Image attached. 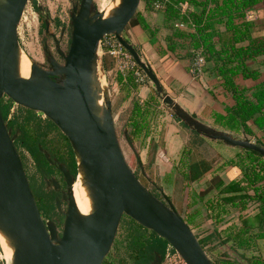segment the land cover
<instances>
[{
    "label": "water",
    "instance_id": "1",
    "mask_svg": "<svg viewBox=\"0 0 264 264\" xmlns=\"http://www.w3.org/2000/svg\"><path fill=\"white\" fill-rule=\"evenodd\" d=\"M29 1L0 0V229L14 245L13 263L103 264L127 215L165 239L186 264H214L173 202L152 193L134 172L120 142L111 99L106 100L100 114L94 80L103 38L116 37L162 95L163 102L192 129L208 138L255 150L263 157L264 146L198 121L175 103L170 94L164 93L153 67L124 37L142 0H121L108 17L102 11L93 12V0H81L71 14L68 51L59 50L64 63L53 58L50 69H46L33 62V78L21 77L19 25ZM101 65L105 71L103 59ZM5 98L52 120L68 137L79 172L84 173L93 201V210L88 215L77 206L74 176L64 164L59 165L68 185L63 196L68 200L65 212L62 200H56L65 217L61 235L56 223L45 221L39 208L15 136L2 113L1 102ZM127 140L144 173L140 155L128 133ZM46 156L51 161L48 153ZM160 156L168 160L163 151ZM161 262L156 255L153 264Z\"/></svg>",
    "mask_w": 264,
    "mask_h": 264
},
{
    "label": "trees",
    "instance_id": "2",
    "mask_svg": "<svg viewBox=\"0 0 264 264\" xmlns=\"http://www.w3.org/2000/svg\"><path fill=\"white\" fill-rule=\"evenodd\" d=\"M33 2L37 12L41 15V9L36 0H33ZM142 3L143 9L136 13L127 28L133 25H141L153 38L164 27L169 31L166 36L169 50L175 51L180 47L188 48L187 56L191 60V69L193 60L201 52L206 61L205 71L207 70V63H214L211 72H214L222 80L225 89L235 100L233 106L225 107L223 113L216 115V122L223 129L238 137H257L260 141L258 135L262 133L264 138V84L252 88L242 87L236 82V77L241 73L246 78H257L259 75L257 71H252L248 67V63L249 60H254L255 57L264 54V40H258L259 35L256 37L255 32L253 33L254 27L251 21L248 20V12L256 5L264 3V0H142ZM151 13L160 16L161 21L159 24L149 21L148 15ZM180 23L185 24V26L180 27ZM46 24L47 22L44 24L45 28H47ZM111 38L117 40L115 36L108 35L103 38L102 43L103 64L108 72L114 70L113 67L116 64V58L110 54L111 48L107 44V40ZM123 49L128 52L124 47ZM140 70L143 72L141 68ZM112 73L110 87L113 88L115 84L120 86L123 100L131 99V106L127 110L129 115L126 120V127L132 143L135 145L137 141H141L150 148L149 146L155 141V138L150 134L152 133V119L158 111L157 106H159L160 101L157 99L156 94H153L146 103L140 102L137 93L143 84L137 82L133 70H115ZM147 80L149 79L147 78ZM13 106L11 100L1 102L4 119L11 129L12 135L15 136L16 147L19 149L20 146L24 145L28 149L35 158L37 169L40 168L37 171L42 175L43 172L47 171L44 167L51 166L46 153H48L50 159L58 158L63 161L57 154H50L45 148L47 146L45 141L48 143L56 140V136L50 137L48 132H42L41 122L38 120L36 121V128L38 127V129L34 132L36 135L32 133L33 128L30 127V121L33 118L27 114L26 109L28 108L21 106L24 109V112H22L23 118L21 119V112L17 117H12L10 111L14 108ZM19 110L22 111L20 108ZM46 120L50 119L46 118ZM50 121L55 124L52 120ZM55 126L65 136L70 145L71 142L68 137L56 124ZM195 132L202 139L200 141L196 140L194 143L201 142L205 136L197 131ZM27 139L31 141H27ZM241 149L245 152V155L241 156V161H238V163H240L243 170V176L240 180L233 182L232 185L241 188L244 192L242 198L239 200L233 199L232 202L221 198H218L219 200L216 198L206 200V194L212 190L214 184L218 181L216 176L199 194L196 193L199 202L205 206L204 212L207 214L203 215L200 209H196L187 213V217H183L194 230L210 257L209 251L214 246L213 242L221 240L223 245L231 243L234 250L242 251L249 264H264V157L255 150L242 147ZM38 152L42 156L44 164L38 161ZM35 153L37 155H34ZM70 162L72 165L69 166L68 164L69 169L76 177L79 169L75 152ZM212 163L213 160L200 158L185 162L179 169L185 181L192 185L212 167ZM43 169L45 171H42ZM30 176L33 179L35 178L32 173H30ZM41 182L43 184L42 191L39 190L37 193L34 191L36 197L39 195L37 200L40 208L45 209L43 212L46 215H50L54 210L61 215L56 205L55 196L51 192L44 191L45 181L43 177ZM193 202L189 206L193 205ZM254 209L260 211L258 230H254L246 224L248 212ZM233 211L235 214H233ZM179 213L181 212L179 211ZM234 215L244 222L243 226L236 229L231 228L232 230L227 228L222 237H220L217 227L211 228L204 225L205 219H211L216 226L221 220L225 222ZM123 221H129L132 224L130 239L126 245H123L124 250H120L123 248L121 246H113L115 251H113V248L111 249L103 264H153L156 255H159L163 262L167 255L168 242L132 218L124 217ZM195 229L198 231L196 232ZM258 241H262L261 248L258 247ZM256 250L260 253H256ZM173 251L176 252L174 249ZM211 259L214 264H240L235 258H231L226 251L218 260ZM175 264H186V262L178 255Z\"/></svg>",
    "mask_w": 264,
    "mask_h": 264
},
{
    "label": "rangeland",
    "instance_id": "3",
    "mask_svg": "<svg viewBox=\"0 0 264 264\" xmlns=\"http://www.w3.org/2000/svg\"><path fill=\"white\" fill-rule=\"evenodd\" d=\"M36 2L41 9V15L37 12L33 0H30L26 7L25 16L23 17L19 25L21 51H23L25 55H28V57L32 59L33 62L38 63L43 68L50 69V60L53 58L61 64L64 63V59L60 55L59 50H62L64 52L68 51L72 30L71 14L73 12L74 6L79 5L81 0H36ZM120 2L121 0H93V12L102 11L103 8H106L111 10L110 15H112L115 9L119 6ZM142 4L139 10L143 9ZM44 22H49L50 27L48 29L45 28ZM98 53L99 55H97V63L99 62V64L97 68L98 70L96 71L97 73H95L96 76L94 80L95 93L98 97V100L102 98L101 100L103 102V107L104 105H106V100L108 99H111L113 103V113L115 117L117 132L126 158L128 159V162L130 163L134 172L146 188H148L151 192L156 194L161 199L166 200V197L170 199L175 205V207L179 208L181 212L180 214H184V216L187 217V213L186 211H184V208H189V204L192 201L196 200L197 194H194V191H192V186L190 185V183L188 184V182L185 181L184 176L179 169L180 167L175 164L171 166L172 164H168V162H165L166 160L164 159V157L160 156V153L163 149L162 146H160V144L162 143V136L158 138L159 142L153 141V143L149 146L150 148H148L147 144H144V142L137 141L135 143L134 147L140 155L142 166L144 168L143 173L137 155L135 154L133 148L127 140L128 129L126 127V120L129 113H127L128 109L126 108L128 107V102H126L120 96L115 94L113 92V89L110 87V77H108L107 73L102 70L101 60L103 59V50L101 46L99 47ZM99 82L101 83L99 84ZM146 82L149 83V80H146ZM154 94H156L157 99L160 101V103L163 104V113H165V115L171 113V115L173 116L171 124L174 123L176 127L171 128L175 129V131H178L179 129V131H181L184 135L185 154L184 152L183 154L185 160H183V162L185 163L189 162L190 160H196L200 158H207L209 160L216 159L217 155L213 149L212 143L207 142L209 141H206L207 138H203L201 142L194 143L196 140L200 141L202 138L199 137L196 134L195 130L192 129L189 125L185 124L184 122H179V119H177L176 113L173 109L170 108V110L165 107V105L167 106V104L163 102L161 94L157 93L156 90H154ZM4 101L9 102L10 99L5 98ZM13 105L14 108H12V110L10 111L12 117H17L18 115H20L19 113L21 112L20 118L22 119V112H24V109L19 105H15V103H13ZM102 105L100 107L101 110ZM19 108L22 109V111L19 110ZM26 110L27 114L33 118L32 121H30V127L33 128L31 132L34 133L35 130L38 129V127L36 128V121L38 120L39 122H41L40 126L42 132H48V135L50 137L56 136V140L49 141L48 143L45 141V144L47 145L45 147L46 150L50 154H57L60 158H62L63 161L65 160V163L71 166L72 164L70 161L74 155V149L71 143L70 147L65 136H63L57 130L58 128L55 126V124H52L50 120H46L47 117L43 113L31 111L28 109ZM160 111L162 112V109L159 110V114ZM167 124L170 123L168 122ZM168 127L170 129V125L167 127L165 126L162 129L161 135H163V133L168 130ZM233 136L242 139V137H238L234 134ZM30 139H27V141H31ZM19 149L23 157L25 170L32 184V189L36 193L39 190L42 191L41 189L43 187V184L41 182V179L43 177V174L41 175L37 171L40 168L37 169L38 166L35 165L36 161L34 156L28 151V149L24 145L20 146ZM34 155H37V153H35ZM38 157V161L44 164L45 162L43 161L42 156L39 155V152ZM44 169L47 170L46 167H44ZM44 169L42 171H45ZM30 173H32L36 179H33L30 176ZM80 175L81 173L78 172V176L75 177V182ZM51 194L55 196V194ZM37 197L39 198V195H37ZM56 200L57 198L55 199V201ZM66 209L67 206L63 205L62 211L65 212ZM44 210L45 209L43 208L42 211ZM191 210L195 211V207L193 205L191 206ZM200 210L201 212H203V215L207 214L206 212H204L203 209ZM44 217L49 221H54L56 224L58 223L59 225H62L63 227L65 217L64 215H59L55 210L52 211L50 215L45 214ZM124 217L126 218L129 216ZM123 219L120 223L114 241L115 244H113V246L115 247H123V245H126L130 239L132 224H130L129 221H123ZM224 223L225 222H222L221 220L215 226L211 219H205L204 221V225L207 227H217V230L220 232V237H222V231L226 226ZM195 231L197 232L198 230L195 229ZM218 242L217 240L214 241V246L212 247V250L209 251L211 254V258L215 260H218L220 256H223V252H229L228 245H223V242H221V240ZM115 247L113 248V251H115ZM124 249L125 247L121 248L120 250ZM230 250H233V248H231ZM168 253L169 257L168 255H166L161 264H175V261L178 260L179 254L177 252H174L173 248L169 245L167 247V254ZM0 264H7V260L5 258V251L2 247L1 242Z\"/></svg>",
    "mask_w": 264,
    "mask_h": 264
},
{
    "label": "crops",
    "instance_id": "4",
    "mask_svg": "<svg viewBox=\"0 0 264 264\" xmlns=\"http://www.w3.org/2000/svg\"><path fill=\"white\" fill-rule=\"evenodd\" d=\"M151 23L159 24L161 18L156 13L148 15ZM248 20L251 21L254 27L253 33L258 40H264V3H260L249 10ZM169 33L167 29L162 27L159 33L155 37H151L141 25H133L126 29L124 37L133 44L141 54L142 58L148 62L155 70L158 78L160 79L164 93H168L174 99L184 111L190 114L192 117L200 122L207 124L213 128L224 130L232 133L226 129H223L220 124L216 122V115L223 113L225 107L233 106L235 100L231 94L225 89L222 80L214 73L211 72V67L214 63L209 62L206 65L207 70L205 73L197 78L192 74L191 60L188 58V48L180 47L175 51H171L167 47L166 36ZM116 63V62H115ZM249 68L259 73L257 78L244 77L243 74H239L236 77V82L242 87H252L256 85L264 84V54L255 57L254 60H249ZM114 70L106 71L107 76L113 75V71L118 70V64L113 67ZM113 92L122 98L121 87L114 85L112 88ZM156 88L149 81L145 82L137 93L141 103H146L150 97L154 94ZM157 92V90H156ZM123 99V98H122ZM128 102V109L131 106V99H126ZM166 108L170 109L169 105H165ZM158 111L155 113L151 124V136L155 138L156 142H159V137L162 136V151L165 152V156L168 160V164L182 166L184 164V144L185 138L181 131H178L171 127H176L172 122L173 116L170 114L163 113V104L159 103L157 106ZM162 109V112L159 110ZM171 110V109H170ZM157 114V115H156ZM177 119H179L177 117ZM170 124H167V123ZM179 122L181 119H179ZM170 125V129L166 130L161 135L162 129ZM166 129V128H165ZM203 136V135H202ZM260 141L257 137L247 138L255 143L264 146V138L262 133H259ZM207 142H211L214 151L216 152L217 158L213 160L212 167L198 180L192 183V191L200 193V191L208 186V184L216 176L218 181L214 184L212 190L206 194V200L211 198H221L222 200L232 202L233 199L239 200L244 195V192L240 187L232 185L233 182L238 181L243 176V170L238 161H241V156L245 155V152L241 147L229 145L220 140H214L208 137ZM243 138V137H242ZM183 154V155H182ZM219 200V199H218ZM193 202V201H192ZM191 202V203H192ZM192 206V205H191ZM184 208L186 213L191 210ZM193 206L205 211V206L200 203L199 200L193 202ZM179 210V208L177 207ZM180 211V210H179ZM233 214L235 212L233 211ZM184 216V214H182ZM226 226L224 231L228 228L230 230L240 228L244 222L237 216L229 217L225 223ZM246 224L254 230H258L260 224V211L259 209L250 210L247 215ZM232 228V229H231ZM226 232V231H225ZM229 252L228 255L231 258H235L240 264H249L246 257L243 256L242 251L230 250L232 248L231 243H227ZM262 241H258V247L261 248ZM233 252V253H231ZM256 253H260L256 250Z\"/></svg>",
    "mask_w": 264,
    "mask_h": 264
},
{
    "label": "bare ground",
    "instance_id": "5",
    "mask_svg": "<svg viewBox=\"0 0 264 264\" xmlns=\"http://www.w3.org/2000/svg\"><path fill=\"white\" fill-rule=\"evenodd\" d=\"M110 11H111L110 9H106V8L102 9V12L104 13V15L106 17L110 16ZM98 55H99V53H98ZM32 64H33L32 59H30L28 57V55H25V53L23 51H21V49H20L19 60H18V70H19V74L21 77H24L27 79L33 78ZM98 64H99V62H98ZM98 81H100V80H98ZM100 83L101 82H99V84ZM101 85H100V87H101ZM101 91H102V89H101ZM101 99L98 100V106H99L100 114L102 112L100 107L103 103ZM80 173H81V175L79 176V178H77V180L73 186V192H74V196H75L79 211L81 213H83L84 215H88L93 210V201H92V197L90 195V190H89V188L86 185L85 180H84V173L82 170L80 171ZM0 242L2 244L4 251H5V258L7 260V264H14L13 263L14 262L13 261L14 260V251H15L14 245H13L11 239L7 236V234L4 231H2V229H0Z\"/></svg>",
    "mask_w": 264,
    "mask_h": 264
},
{
    "label": "built area",
    "instance_id": "6",
    "mask_svg": "<svg viewBox=\"0 0 264 264\" xmlns=\"http://www.w3.org/2000/svg\"><path fill=\"white\" fill-rule=\"evenodd\" d=\"M179 25L180 27L185 26V24L183 23H180ZM107 44L110 45V48H111L109 51L110 54L114 55L116 58V63L118 64V70L120 71H126L129 69L133 70L135 73L137 82L145 84L147 80L146 75L144 74V72L140 70L137 63L133 59L132 55L124 51L123 46L118 42V40L111 38L107 40ZM101 47H102V44H101ZM205 63H206L205 58L200 52V54H198L197 57H195L192 63L191 70H192V74L195 77L199 78L205 73ZM167 255L169 257V253Z\"/></svg>",
    "mask_w": 264,
    "mask_h": 264
},
{
    "label": "flooded vegetation",
    "instance_id": "7",
    "mask_svg": "<svg viewBox=\"0 0 264 264\" xmlns=\"http://www.w3.org/2000/svg\"><path fill=\"white\" fill-rule=\"evenodd\" d=\"M47 23H49V22H47ZM46 26H47V24H46ZM60 164H64L66 166V168L70 171L69 166H68L67 163L61 161L58 158H54V159H51V161H50V165L51 166H49V167L47 166V171L43 172V179L45 181L44 191L45 192H51V193L55 194V199L56 198L61 199L62 200V207H63V205L67 206V203H68V200L63 199V196L67 194L68 185H67V183L65 181L63 172L59 168ZM70 173H71V171H70ZM56 182L58 183V187L56 185ZM33 192H34V190H33ZM37 203H38V200H37ZM38 205H39V208H40V204L39 203H38ZM40 210H41L42 215L44 217L45 216V212H43L42 209H40ZM61 215H63V214L61 213ZM44 219H45V221H47V219L45 217H44ZM56 225H57V228H58V231H59V235H61L62 234V225H59L58 223Z\"/></svg>",
    "mask_w": 264,
    "mask_h": 264
}]
</instances>
